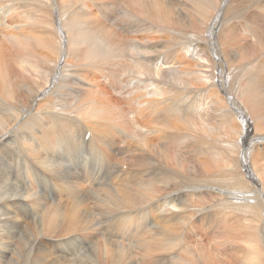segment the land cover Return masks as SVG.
<instances>
[{
	"label": "bare ground",
	"instance_id": "6f19581e",
	"mask_svg": "<svg viewBox=\"0 0 264 264\" xmlns=\"http://www.w3.org/2000/svg\"><path fill=\"white\" fill-rule=\"evenodd\" d=\"M20 4H23L28 11L39 13V16L45 15L47 20L44 22L49 28L62 22L65 31L58 25L53 29V35H50L49 32L45 33V40L41 39L36 42L37 45H43L52 51L51 58L40 59L37 57L43 60L41 64H37L35 59L20 60L19 64L28 61L29 67L35 68L39 65L38 78L36 77L37 80L34 81H38L40 85L33 90L19 92L11 89L13 86L9 87L10 83L13 85L9 67L15 62L12 56L21 48L20 38L11 35L9 55H6L5 52L0 54L2 84L0 91V264H68V256L64 252L71 251L73 253L68 242L70 240L79 241L74 234L84 232L87 239L88 231L94 234L100 233L99 220L116 218V211H130V208H133L131 214L123 213L119 218L135 220L134 224L138 221L146 223L148 219L154 217L173 221V218L177 216L187 215L190 210L193 213L202 210V205L209 202L200 193H203L206 188L211 189L214 193L216 183L220 193H224L222 188L224 185L230 188L248 187V185L253 188L260 184L264 185L263 179L252 171L254 168L251 169L244 159L242 167L248 174L240 172L239 159L236 155L238 151H241L242 157L249 155L254 149V145H251L250 142L246 143L242 137L246 135H250V138L255 137L259 125L258 118L261 117L264 122V104L260 102L264 99V0H22ZM108 9L118 10L129 17L135 14L142 16L139 19V28L135 25L136 28L128 29L131 35L137 38L136 41L123 45L107 43L106 40H102L106 37L108 39L109 36L105 38L101 36V39L89 37L93 42L87 41L89 39H82L79 35L66 38L65 34L69 32L70 25L65 19H62L63 16H69L72 13L88 14L84 10ZM189 13L199 16L202 23L210 24L209 28L205 29L206 39L203 42H197L202 53L194 45H188L184 49L190 56L201 58L204 61L200 67H208L207 64L210 61L218 55H223L220 44L216 43L211 35V33L217 32L214 35L218 36L220 30V26L212 24V19L218 20L220 15L229 14L232 19L235 18L240 22L244 29L234 33L236 22L231 21V34L226 36V41L232 43L238 53L236 57H231L221 70L219 88L214 87L212 83V78L215 76L212 72L204 79V81L211 80L207 84L208 86L197 87L189 84L188 93L198 92L201 96L196 97L192 104L186 107V111L190 108L195 110L201 104L206 105L204 111L215 110L214 107L227 108L231 106L237 109V118L243 123L242 127L226 141L227 146L219 149L212 148L207 141L198 136V133L190 134L192 147L189 146V148H192L194 154H199V158L196 160L199 163H194L190 167V172L208 180V182H200L181 174L177 176V179H182L181 181L191 179L194 182L181 184L188 187V190L185 191L186 196L191 195V192L199 194L200 199L197 200L199 205L192 208H190L191 201L186 198L181 199L177 195L171 196L169 193L170 196L161 197V194L166 191L162 188L170 184V169L165 160L168 153L161 151L162 158L160 159H157L154 154L147 155L144 151L145 143L140 146V152L137 154L132 153L130 144L122 149L120 145L122 141L119 143L113 136L117 133L122 134L118 121V114L121 111L119 106H113L108 101V97L103 99L102 90L97 87L101 82L94 83L88 80L84 83L81 78L85 81L87 76L83 74L82 77H79V73L74 72V68H79V66L91 64L87 68L90 72L91 68L106 67L108 64L109 66L106 68L115 74L116 70L112 66L124 67L127 59L130 62L134 60L132 49H135L139 59L143 61L137 58L133 62H141L140 67L144 70L147 69L144 63H148L149 70H146V76L149 90L146 94L150 96L148 106L149 111L154 115V120L159 122L167 117L166 114H176L175 109H170V106L166 105L171 100V96L180 95V93L173 94L172 92V95L168 96L166 90H169L170 86L165 84V79L167 80L170 72L179 66L175 65L176 62L163 59V56L170 57L172 53H168L166 50V47L170 45L169 42L165 45V49L162 44L165 42L166 35H170V33L179 36L175 29L167 25L181 21ZM174 14L177 19L172 21ZM56 18H58L57 22H55ZM36 35L39 33L37 32ZM123 50L125 51L123 52ZM33 55L35 54L31 53L32 57ZM60 57L71 59L74 63L69 65L67 61L64 64L67 66L62 69ZM47 60L50 67L43 65L48 63ZM113 61L115 62L113 63ZM79 62L81 63L79 64ZM126 67L128 68L127 65ZM106 72H108L105 73L106 75L110 73L108 70ZM118 74H115L117 78L120 75ZM114 78L117 82L118 79ZM63 79L70 81L71 92L65 90L67 86ZM73 80L83 84L86 89L80 87ZM223 80H225L224 84ZM186 85L183 84L184 87ZM6 87L9 88L6 89ZM53 88L56 93H53ZM118 89L120 88L118 87ZM80 92L86 93L87 97H80ZM223 93L228 97H223ZM120 95H122L121 92ZM61 96L73 104H65L60 99ZM212 96L217 97L218 100L212 99ZM43 99H46L47 106L39 104ZM79 102L83 106H79ZM176 109L181 108L177 107ZM71 113L74 116L69 115ZM250 115L253 116V119ZM69 121H75L77 124L70 125ZM191 122V120H186L188 126ZM83 125L85 126L83 127ZM87 136H89V141L84 140ZM157 141L158 138L155 142ZM152 143L154 142L151 141L149 146L154 150L156 146L155 143ZM156 149L159 151L158 148ZM120 152H125L124 158L120 155L118 158ZM194 154L192 157L196 158ZM200 156L204 159H201ZM152 158L156 163L155 167L151 165ZM125 159L130 161L131 168L137 162L149 159L148 163L150 164L146 168L148 190L146 196H139L135 192L134 188L138 184L136 181L137 171L133 169L131 173L127 169L122 170L120 179H129L123 189L114 188L110 180L112 177L110 173L119 168ZM200 165L203 166L204 172L196 171ZM241 173L242 175H239ZM105 174L108 175V178L104 177ZM160 189L162 190L160 191ZM220 193L218 200H223L225 197L230 200V204L226 200L225 208L252 207L254 210L250 211L253 217L250 221L253 232L245 230L244 221L235 227L233 224L228 225L226 221L220 225L219 228L222 229L219 237L225 236L227 241L216 240L218 246L210 247L216 252L217 264L221 258L229 260L230 245L228 243L231 241V236L243 231L245 235L237 243L235 253L247 262L245 264H258L256 261L258 256L264 259V234L259 233L264 229V207L258 202L242 204L240 200L246 194L237 189L223 198ZM111 194L116 199L111 200ZM66 195L73 198L70 204L67 202L68 199L66 201L61 199ZM259 199L261 200L260 197ZM109 205L115 209H109ZM162 205L167 206V209L165 210ZM168 205L179 209L174 211ZM258 207L262 208L261 212L257 211ZM206 212L210 213H207L208 215L214 214L210 210H206ZM257 215L258 218H256ZM204 218L211 219L208 216ZM183 221L182 218L177 227L181 226ZM230 226H232L230 230L235 228L234 232L227 230ZM135 229L137 231V228ZM190 229L193 228L190 227ZM128 230L133 232V227H128ZM61 237L69 239L62 246L61 243L56 242L57 238ZM43 238H48L50 241H43ZM197 240L195 247L199 249L198 253L201 255L204 252H209L208 249L204 250L205 238L197 237ZM57 246H61V250L55 251ZM111 246L117 249V246L113 244ZM237 255L234 257L238 258ZM213 260L215 259L205 256L197 264L200 262V264H210ZM186 264L194 263L188 258Z\"/></svg>",
	"mask_w": 264,
	"mask_h": 264
},
{
	"label": "rangeland",
	"instance_id": "374dc122",
	"mask_svg": "<svg viewBox=\"0 0 264 264\" xmlns=\"http://www.w3.org/2000/svg\"><path fill=\"white\" fill-rule=\"evenodd\" d=\"M21 1L22 0H0V54H3L5 52L7 53L6 55H9V43L10 41H12L11 35H15L16 37L18 36V38H20L21 40L20 50H18L17 53H14L15 55L12 56L15 62H13L9 67V72L12 75L13 79H11L13 85H11L10 83L9 87L13 86L11 89L17 90L19 92L33 90L40 85L38 81H34L36 77L38 78L37 72L39 65H37L35 68L29 67V65L27 64L28 61L19 64L20 60L35 59V62L37 64H41L43 60L40 59L51 58L53 56L52 51L48 48L46 49V47L43 45H37L36 42L41 39L44 41L46 38L45 33L49 32L50 35H53V29L56 28L58 25H60L65 31L62 22L58 23L53 28L47 27V24L44 22V20H47L46 16H39V13L28 11L23 6V4H20ZM84 11H87L86 13L88 14L83 15L72 13L69 16L66 15L62 17V19H65L67 24L70 25L69 32L65 34L67 39L75 37V35H79L82 39H89V37L101 39V36L104 38L106 36H109L108 39L106 37V39L102 40H106L107 43L113 42L116 44L123 45L128 42L137 40V38L131 35V32H129V30L130 28L134 29L135 25L137 28H139L138 23L139 19L142 16L135 14L132 17H129L126 16L124 13L118 12V10L112 9L100 11ZM208 16L211 17V15ZM174 19H177L175 14L173 15L172 21ZM183 19H180L181 21L179 22L167 25L168 27L175 29L177 31V35L179 34V36L177 37L176 35L170 33V35H166L165 42L162 44L164 45L163 48L165 49V45L169 42L170 45L166 47V50L168 53H172L170 57L163 56V59L176 62L175 65L179 66L178 68H174V70L170 72L167 77V80L165 79V84H168L170 86V89L166 90L167 95H172V92L173 94L175 92L180 93V95L171 96V100L166 105L168 107L170 106V109H175L177 113L166 114L167 117H165V119L162 121L156 122L154 120V115L152 114V112L149 111L148 102L150 96L146 94L147 90H149L146 70H149V67L147 66L148 63H144V66L147 68L146 70H144L140 67L141 62H136L137 64L133 62L135 61V59H139L138 53L135 52V49H132V52L134 51V60H131V62L129 59L126 60V65L128 66V68L126 67V65H124V67L121 66L122 68L117 65L112 66L116 70V72L113 70L114 73L120 74H118L119 78H117V76L113 74L109 70V68H106L109 66L108 64L106 67L91 68L90 72L87 68L91 64H88V66L78 65L79 68H74V72L79 73V77H82L83 74L87 76V80L85 79V81H83L81 78V81L84 83L88 82V80L94 83L105 82L104 84H98L97 87L101 88V95L103 99L104 97H108V101L112 103L113 106H119L121 110L118 114V121L120 122L119 126L122 130V134L117 133L113 134V136L116 137L119 143L120 141H122V143H120L122 149H124L126 145L130 144L132 147V153L137 154L138 152H140V146H143V144L145 143L144 151L147 155L154 154L157 159H160L162 158V156L160 155L161 151H164L166 154L168 153V157L165 160L168 162V168L170 169V184L167 185V187L162 188L166 189V191L164 194H161V197L164 195L168 197V195L171 194V196L177 195L181 199L186 198L191 201L192 205L190 206V208H192L196 207V205H199V203H197V200L200 199L198 197L199 194L191 192V195L186 196L185 191L188 190V187L182 186L181 184H191V182L194 183L191 180L193 178L196 179V181L200 182H208V180L203 179V177L200 178V176H197L196 173L194 174L190 172V167L193 166L194 163H199L196 161L197 158H199V154H194L192 152V141L190 139V134L192 133L196 135V133H198V136H200L203 140L207 141V143L211 145L212 148L219 149L223 146H227L226 141L233 135L236 130H239L242 127L243 123L240 121V119L237 118V109L231 106L227 107L230 109H227L226 107H214L216 108L215 110L209 109L208 111H204V109H206V105L201 104L198 105L195 110L193 108H190L186 111V107L190 106L196 97L199 98L201 96H199L198 92L188 93L189 84L197 87L208 86L207 84L211 82V80L204 81V79L209 76L210 72H212L215 75L212 78V83L214 84V87L218 89V82L220 79L219 75L221 73V70L226 66L228 60L231 57H236L238 53L237 48L232 43L226 41V36H229L231 34V21L236 22V29L233 30L234 33L236 31L240 32L244 29L242 28L243 25L240 24V22H238L237 20H235V18L232 19L231 15L229 14L220 15L218 20L212 19L211 21L213 25H217V27L220 26V34L218 33V36H216L214 34H216L217 32H213L211 33V35L213 40L216 43L220 44V48L223 55H218L216 58L210 61L207 64L208 67H200L204 61L201 58H194L190 56L186 51H184V49L188 45H194L198 49V51L202 53L200 50V46L197 44V42H203L204 39H206L205 37L207 32H205V29H208L210 24L208 22L202 23L199 19V16L190 13L186 16V18ZM57 20L58 18L55 19V22H57ZM37 32L39 33V35H36L37 38H35V34ZM90 39L87 41L93 42L92 39ZM29 49L31 53L35 54L33 55V57L31 56ZM124 51L125 50H123V52ZM37 57L40 59H38ZM65 57L63 59L60 57L62 69L67 66L64 65L67 63V61L69 65L74 63L73 60H67V58ZM47 62L48 63H44L43 65L50 67V63L48 60ZM114 62L115 61H113V63ZM80 63L81 62H79V64ZM106 69L110 72L108 75L105 74L108 73L106 72ZM113 77H116L118 79L117 82L119 83H117L115 78L113 79ZM78 80L80 81V79ZM63 81L64 84L67 86V89L65 90L71 92V90L69 89V86L71 85L70 81L68 79H63ZM73 81L78 83L80 87L86 89L83 84H80L76 80ZM222 83L224 84L225 80H223ZM183 84L187 85L184 87ZM110 86H113V88H111ZM118 87L120 89H118ZM8 88L6 87V89ZM1 90L2 84L0 79V91ZM120 92L122 93V95H120ZM14 93L17 92L14 91ZM53 93H56L55 88H53ZM222 96L228 97V95L224 93L222 94ZM80 97L86 98L87 94L84 92H80ZM60 99H62V101L67 105L73 104L71 101L64 100L63 96H61ZM212 99L218 100L215 96H212ZM205 101L207 100L205 99ZM260 102L264 104V99H262ZM39 104L41 106L48 105L46 99H43L42 102H39ZM79 106H83L81 102H79ZM175 107L183 109H176ZM69 115L74 116L73 113ZM250 116L253 119V116ZM186 120L192 121L190 126H188ZM258 121L259 125L255 137L250 138V135L242 137V139L246 143L250 142L251 145H254V149L249 153V155H245V157H242L241 151H238L236 155L239 159L240 172L246 175L248 174L246 171H244L242 167V161L244 159V161H246L251 166V169L252 167L254 168V170L252 169V171L255 172L261 179H263L264 182V122L262 121L261 117L258 118ZM68 123H71L70 125H73L74 123L77 124V122L75 121H69ZM48 124L50 123L48 122ZM84 126L85 125H83V127ZM157 138L158 141L155 142ZM240 139L241 137L239 138V140ZM84 140L89 141V136H87ZM151 141L155 143L152 144H154L156 148L159 149V151L156 148L153 150L149 146ZM189 146L191 147L189 148ZM84 149L86 150L85 146ZM192 154H194L196 158H193ZM119 155L124 158L125 152H120L118 154V158L120 157ZM200 158L204 159L201 156ZM148 161L149 159H145L141 162H137V164L135 166H132L131 168L130 161L127 159L123 160L121 163L122 167L120 166L119 168H117L118 171L117 169L114 172L111 171L113 174L110 173V175L112 176L110 177V180L112 181L114 188L118 190L123 189L125 187V183H127L129 179H120V172L122 170L127 169L130 173L133 170H136V181L138 184L134 188L135 192L139 196H146L148 193L146 168L150 164L148 163ZM155 164L156 163L152 158L151 165L155 167ZM196 171L204 172L203 166L200 165ZM242 173L239 175H242ZM179 174L191 179L188 181H181L182 179H177V176ZM256 174L254 175L257 178ZM104 177L108 178V175L105 174ZM198 185L194 186L197 187ZM225 186L226 185L222 187L224 193L219 192L217 183L214 193L209 188H206L203 193H200V191L198 190L201 196L204 199H207L209 203L205 205L203 204L201 207L202 210L197 211V213H193L190 210L187 215L177 216L173 218V221L154 217L148 219L146 223H140V221H138L134 224L135 220L119 218L120 216H122L123 213L131 214L134 209L130 208V211H116V218L99 220V227L101 229H99L100 233L98 232V234H94L88 231L87 239L85 236L86 234L84 232H76L74 235L75 237L77 236L83 247L81 246L78 240L69 241L68 238H57L56 242L59 244L61 243L62 246L63 243H67V241H69L68 243L73 249V253H71V251L64 252L68 256V264H186L188 258L194 264H197V262L201 261L203 258H205V256L208 258L215 259L211 261L210 264H217V259L215 255L216 252L210 247H212V245L218 246L216 240L227 241V238L225 236H222L221 238L219 237L220 231L222 229L219 227L220 225H222V223H224V221H226L228 225L233 224L234 227L236 225L239 226L240 222L244 221L246 224L245 230L253 232V230L251 229L252 224H250V221L253 217L250 211L254 210V208H225L224 206H226V200L227 203L230 204V200H228L225 196H227V194L235 192V189H237L246 194L240 200L242 204H251L253 202H258L262 207H264V185L260 184L259 186H255L253 188L250 187V185H248V187L241 186L233 188ZM162 189H160V191ZM219 193L221 194L222 198L225 197V199L218 200ZM68 196H62L63 198L61 197V199H64L65 201L68 199L67 202L68 204H70L73 198ZM259 197L261 198V200L259 199ZM114 199H116V197L111 194V200ZM88 202H90L89 199ZM168 207L174 211H177L179 209L172 207L171 205H168ZM108 208L111 210L115 209L111 205H109ZM157 208H159V206H157ZM163 208H165L166 210L167 206H163ZM206 210H210L214 214L208 215L210 213L206 212ZM257 211L261 212L262 208L258 207ZM206 216L211 217V219L206 220L204 218ZM182 218L184 220L181 223L182 225L177 227L178 222ZM256 218H258V215L256 216ZM128 227H133V232L129 231ZM190 227H192L193 229H190ZM135 228H137V231ZM231 228L232 226H230V228H228L227 230H230ZM234 230L235 228L230 231L234 232ZM259 233L264 234V229L263 231L261 230V232ZM244 235L245 232L243 231L241 233L233 234L231 236V241L228 243L230 245L229 256L231 257V260L230 257L229 260L221 258L219 260V264L247 263L235 253L237 243L242 237H244ZM197 237L205 238L204 250L208 249L209 252L205 253L203 251L204 253H202L201 255L198 253L199 249L195 247V243L198 241ZM42 240L48 242L50 241L48 238H43ZM231 242H234V244H232ZM111 244L117 246V249L113 248ZM61 246H57L58 250H56L57 248L54 250H61ZM50 247L53 246L50 245ZM51 249L53 250V248ZM236 255L238 258L234 257ZM256 261L258 264H264V259L262 257L260 258V256L256 258Z\"/></svg>",
	"mask_w": 264,
	"mask_h": 264
}]
</instances>
